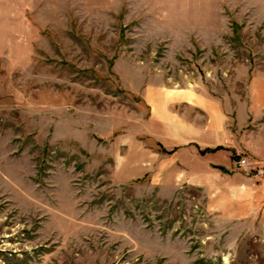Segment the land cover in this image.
Here are the masks:
<instances>
[{"label": "rangeland", "instance_id": "obj_1", "mask_svg": "<svg viewBox=\"0 0 264 264\" xmlns=\"http://www.w3.org/2000/svg\"><path fill=\"white\" fill-rule=\"evenodd\" d=\"M0 264H264V0H0Z\"/></svg>", "mask_w": 264, "mask_h": 264}, {"label": "crops", "instance_id": "obj_2", "mask_svg": "<svg viewBox=\"0 0 264 264\" xmlns=\"http://www.w3.org/2000/svg\"><path fill=\"white\" fill-rule=\"evenodd\" d=\"M180 125L182 126V129L177 131L174 137L171 136L170 138H165V140L163 141L165 145L163 146L167 150H177V152H179L180 148L183 147L186 150L184 153V155L186 156L185 162L189 167L192 165V163L195 162L200 165L202 164V168H199L202 169L201 173L199 174V176L201 177H199V181H196L197 185H203V183L210 176H217V174H220V176H222V173H226V171L227 173H230L228 172V170H230L229 168L231 164L232 151L229 150V147H226L227 145H223L225 149L202 152L203 150L213 149L216 146L222 144L213 141V139L208 137V134L206 135L202 133L200 129L197 131L193 129L186 130L185 125ZM220 153H226L227 155H229V165L223 164L221 163V161L215 159V155ZM220 166L224 167L225 170H222ZM240 187L241 186H239L238 190L235 191L242 192L243 188ZM231 199L236 200L235 197L230 196V200Z\"/></svg>", "mask_w": 264, "mask_h": 264}, {"label": "built area", "instance_id": "obj_3", "mask_svg": "<svg viewBox=\"0 0 264 264\" xmlns=\"http://www.w3.org/2000/svg\"><path fill=\"white\" fill-rule=\"evenodd\" d=\"M251 161L247 156H240L236 161L235 165L237 169L251 170Z\"/></svg>", "mask_w": 264, "mask_h": 264}, {"label": "trees", "instance_id": "obj_4", "mask_svg": "<svg viewBox=\"0 0 264 264\" xmlns=\"http://www.w3.org/2000/svg\"><path fill=\"white\" fill-rule=\"evenodd\" d=\"M160 146H161V145H160ZM220 147H221V146H218V147L213 148V149H206V150H203L202 152L217 150V149L220 148ZM164 151H167V150H164ZM220 168H221L222 170H225V168L222 167V166H220Z\"/></svg>", "mask_w": 264, "mask_h": 264}]
</instances>
